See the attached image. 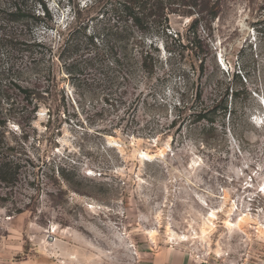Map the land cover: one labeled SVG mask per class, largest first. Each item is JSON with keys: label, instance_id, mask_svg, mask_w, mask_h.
<instances>
[{"label": "rangeland", "instance_id": "obj_1", "mask_svg": "<svg viewBox=\"0 0 264 264\" xmlns=\"http://www.w3.org/2000/svg\"><path fill=\"white\" fill-rule=\"evenodd\" d=\"M43 1L55 30L9 24L14 45L0 44V257L154 264L181 252L213 264H264V0H222L208 29L206 85L219 80L236 95L204 141L200 128L172 123L187 98L178 77L154 83L131 128H112L81 77L44 48L22 50L40 41L55 51L72 21L66 0ZM24 6L42 13L35 0ZM35 55H43L37 64ZM13 83L31 85L29 96ZM149 116L160 123L152 141Z\"/></svg>", "mask_w": 264, "mask_h": 264}, {"label": "trees", "instance_id": "obj_2", "mask_svg": "<svg viewBox=\"0 0 264 264\" xmlns=\"http://www.w3.org/2000/svg\"><path fill=\"white\" fill-rule=\"evenodd\" d=\"M35 1L41 4L42 13L26 8L27 0H14L0 7L3 16L0 44L7 48L14 45L6 32L9 24L11 30L13 23L21 22L26 26L42 25L49 32L55 30L50 9L43 0ZM66 2L73 10V16L55 37L57 49L54 51L53 46L45 42L33 41L25 42L22 50L32 46L44 48L45 52H38L49 53L52 61L62 63L67 72L81 77L82 85L93 94H99V112L113 116L110 120L112 128L121 126L124 121L125 127L131 128L138 107L145 98L155 96L154 83L178 77V83L184 86L180 95L187 94V98L175 104L178 113L172 123L181 120V124L201 129V141L210 138L216 116L228 112V99L231 97L232 100L236 95L233 90L229 93L222 87L219 80L209 85L205 82L208 55L205 41L212 21L220 12L222 0ZM173 19L184 25V33L172 27ZM199 27L205 30V35ZM160 45L164 53H161ZM43 55L33 56L30 62L37 64ZM13 86L26 98L31 93V85L13 83ZM207 86H212L209 95L206 94ZM186 89L188 92H184ZM156 105L164 106L165 102ZM234 113L235 109L230 107V115ZM149 117L145 138L152 141L155 132L160 130V123Z\"/></svg>", "mask_w": 264, "mask_h": 264}, {"label": "crops", "instance_id": "obj_3", "mask_svg": "<svg viewBox=\"0 0 264 264\" xmlns=\"http://www.w3.org/2000/svg\"><path fill=\"white\" fill-rule=\"evenodd\" d=\"M0 264H43L40 260L27 256L23 258H10L9 260L0 257ZM154 264H213L205 258L186 256L181 252L165 253L154 259Z\"/></svg>", "mask_w": 264, "mask_h": 264}]
</instances>
